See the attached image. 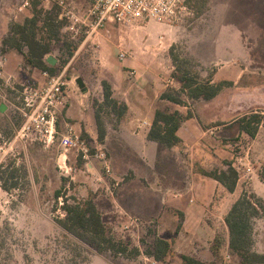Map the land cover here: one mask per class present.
<instances>
[{
	"label": "rangeland",
	"instance_id": "obj_1",
	"mask_svg": "<svg viewBox=\"0 0 264 264\" xmlns=\"http://www.w3.org/2000/svg\"><path fill=\"white\" fill-rule=\"evenodd\" d=\"M24 1L0 0V61H2L0 70L3 75L13 74L11 76H14L10 80L5 76L0 77V101H4L8 106L6 112L0 113V180L5 181L8 187L5 190L0 186V264H151L145 257L151 256L148 255V252L152 251L154 241L158 237L157 219L137 224L128 223L129 227H123L125 221L116 216L114 212L111 211L110 213L116 217L113 223L109 213L102 216L112 235L118 240L129 243V248L137 247L140 252L138 255L132 254V249L121 255H114L110 251L97 253L90 249H77L75 245L70 243L73 242V239L64 236L63 230L56 224V218L64 217V211L61 208L64 198L69 201H82L91 197L96 204L99 201L98 198L100 200L102 198L99 194L100 190L101 194L105 193L101 186H96L95 191H93L89 181L90 179L93 180L95 174L92 175L93 173L87 170L85 160L77 151L67 152L68 165L71 167L69 169L65 167L67 173H65L64 168L59 167L57 155L62 151V148L58 143V138L65 131L63 116L58 118L57 131L59 134L56 135V141L52 144L43 146L38 142L26 139L22 143H18L19 145L15 143L12 148H9L13 136L10 119L17 126L22 121V115L19 111L22 103L16 89L21 82H33L29 78L33 68L23 58L10 57L4 62L3 52L12 47L4 45L2 39L13 22H21L26 16L31 15V10L36 5L35 0H29L30 4L22 7ZM88 3L89 0H75L74 11L76 14L82 16ZM191 3L192 14L189 17L185 16L182 21L164 23L151 20L150 25L146 24L148 21L128 26L108 24L102 29V34L90 39H86L85 27L81 23L76 24V32L68 27V22H65L64 26L60 27L54 36L52 35L54 30L51 32L49 26H44L45 29L38 30V36H42L44 43L47 44L49 52L46 55H52L56 59L53 71H48V73H62L65 79H71L78 75L82 76L80 77L82 83L78 86L80 89L90 87L91 94H93L90 95V100L93 105V101L97 100V95L100 94L101 96L102 93V79L100 84H97L99 81V64L94 61L96 46L100 40L104 39V41L118 45L115 48L114 56L117 60H121L118 53L126 52L128 44L133 43L134 39L138 40L142 37L146 29L149 30L147 35H155L161 39L159 27H165L168 31L162 32L164 36L162 38L163 46L169 43L174 44L173 52L187 61V67L191 73L199 72L201 76L208 78L215 72L217 66L226 64L220 69L221 72L224 73V70L227 71V69L229 71V67H231L232 70L228 76L234 78L239 74L238 69L241 66L244 71L239 79V85L251 87L254 84H263L258 91L260 93L257 94L264 103V3L256 5L250 4L251 2L240 3L236 0H192ZM216 12H219L217 16ZM129 34L133 36H129ZM216 36L218 37L220 56L214 59L210 44L214 42ZM148 41H150L147 42L148 45H152L153 41L150 38ZM230 45L231 55L229 56V49L225 47ZM15 50L20 55V53H25L27 48L23 47V52ZM164 54L168 55V68L172 73L174 69L169 53L161 51V56ZM38 70L36 71L39 72ZM176 85L177 88L172 87ZM179 87L180 83L176 78L172 83L168 81L167 86H165L167 90L164 91L180 96L182 100L180 104H172V110L176 106L182 110L184 116L196 115L199 102H195L194 99L188 98L183 93L179 94ZM231 92L228 93L224 90L220 93L217 99L218 104L221 103L220 107L224 106L229 95H231L229 98L233 103H241L244 99L249 101L245 102L244 100L245 104L240 107L238 113L224 114L221 116L222 120L218 119L216 124L219 126L212 132L208 131L207 135L204 136L206 137L203 143L205 150L201 151L199 157L206 158L208 152L217 155L216 152L219 150L220 160H213L212 166L215 167L223 161L230 160L238 176L242 177V180L239 181L238 192L245 191L248 194L252 192L256 197L262 199L264 205V105H256V91L253 93L251 91L246 92L242 95L236 89H232ZM244 102L242 101V103ZM249 103H252V106L249 107ZM255 108L256 111L263 112L261 113L263 122L260 123L255 138L236 134L234 127L237 125L234 126L235 123L227 124L235 117H238L236 122H239L241 115H249ZM108 109L104 107V110H101L103 123L105 121L107 125L114 126L117 119L108 113ZM88 143L92 145L90 141ZM221 143L227 145L217 147ZM242 156L248 159V165L241 164ZM92 163L96 162L92 161ZM96 164L97 169L105 174L102 167L98 163ZM195 165V167H199L198 161L195 162ZM247 167L250 168L249 171ZM207 168L210 167L207 166ZM253 179L256 190L251 184ZM107 180L110 188H113V183L110 181L111 177L108 176ZM249 180L250 184H248ZM57 191L61 194L58 198L55 196ZM104 205V201H101V206L107 209L108 206ZM98 209L101 213L108 211L101 210L100 207ZM170 213L176 215L175 225L179 226L177 221L180 220L179 216L181 215L176 211H170ZM161 218H165L169 222V212H163ZM206 218L208 222L212 221L218 225L216 235L218 238H222L224 230L219 213L214 215L208 212ZM167 228L170 231L165 232L164 235L171 241V252L157 264H182L180 257L182 240H178V227L176 226L174 230V228H169L167 224ZM252 236L255 241L254 244L260 242L261 247L259 248L264 249V206L259 209L258 215L252 218ZM208 245L203 244L205 247ZM254 248L262 252L257 247ZM218 252L214 253L213 251V256L210 255L203 259L223 264H235L234 259L225 261L224 255L221 254L220 256ZM84 257H88L86 262L82 261Z\"/></svg>",
	"mask_w": 264,
	"mask_h": 264
},
{
	"label": "crops",
	"instance_id": "obj_2",
	"mask_svg": "<svg viewBox=\"0 0 264 264\" xmlns=\"http://www.w3.org/2000/svg\"><path fill=\"white\" fill-rule=\"evenodd\" d=\"M236 1L240 3L251 2L250 4L254 3L256 5L258 3H264V0ZM218 13L216 12V16ZM252 16L254 17L255 15ZM151 22L149 21L146 24L150 25ZM159 28L161 39H158V36L155 35H147L149 30L146 29L142 37L138 40L134 39L133 43L130 42L128 44V50H125L126 56L121 58V60H117L114 56L116 53L115 48L118 45L111 44L104 41V39L102 41L100 40V43L97 44L95 51L96 58L94 60L99 64V81L97 84H100L101 79L107 80L111 85L113 96L124 101L127 105L125 114L119 119L115 117L117 120L114 126H109L104 121L105 136L103 140L98 138L94 108L90 100V95H93L91 94V89L90 87L80 89L78 86L79 82L77 79H80L82 83V78H80L82 76L78 75L73 76L71 79H66V100L59 117L63 116L64 130L66 125L71 126L74 131L80 133L92 145L101 144L106 150L108 163L111 166L109 173L105 172L99 160L92 159L90 163H85L87 170L91 171L93 173L92 175L95 174L93 180L90 179L89 181V185H92L93 191H95L96 186L103 187L105 191V193L101 194L100 190L99 194L102 198L101 200L98 198L99 201L96 203L101 210L104 209L101 206V201H104V206H108L107 209H104L108 211H103L101 213L102 216L109 213V216H112L111 222L113 223L116 217H113L114 215H110V213L111 211L114 212L116 216L121 217L125 221L123 227H129L128 223L137 224L139 222L143 223L157 219V238L167 240H169L168 237L164 235L165 232L170 231L167 230V224L169 228H174V230L177 226L178 240H182V243H180V247L182 248L181 254H189L205 261L203 258L209 257L210 255L213 256L211 245L214 238L218 236L216 235L218 225L212 223V221L208 222L206 215L208 212L214 215H218L219 213L224 233L222 234L221 245L217 252L219 251L218 254L220 256L221 254L224 255L225 261L234 259L235 264H240V257L229 247V232L224 221V216L232 202L242 192H238L239 181L242 180V177L238 176L233 191L227 190L216 179L201 173L202 170L209 171L214 168H225V161L219 163V166H212L213 160H220L219 150L216 152L217 155L208 152L206 158H200L199 155L201 151L203 152L205 150L203 143L206 137L204 136L207 135L208 131L212 132L213 129L219 126L216 124L219 121L218 119H221V116L224 114L232 115L238 113L240 107H243L245 102L249 101L248 99L247 101L244 99L245 102L242 100L244 103L242 101L241 103H233L231 98H229L233 95V92H231L232 89L240 91L241 95L246 92L249 93L251 91L253 93L256 91V105H264L262 98L258 97L259 95L257 94L260 93L258 91L263 84H254L251 87L248 85L240 86L238 82L244 71L243 67L240 66V69H238L239 74L237 77L232 78L228 76V73L232 70L231 67H229V71L227 69L223 73L220 69L226 64L217 66L215 72L208 77L210 81L212 83H218L220 80L228 82L217 95L206 100L194 99L195 102H199L196 108V115L184 116L181 112L182 110L175 106L174 110L179 111L183 115V120L176 131L178 141L171 146H166L148 138L147 134L155 110L172 111V104H180L172 102L162 96L164 90H167L165 86H167L168 81L172 83L175 78L168 68V55L164 54L161 56V51L168 52V48L171 45L169 43L163 46L164 42L162 41V38H164L162 32H166L168 29L165 27ZM98 34H102V29ZM164 35L166 36V34ZM129 36L133 35L129 34ZM148 38L153 41L150 46L147 43L150 42ZM231 45L225 47L229 49V56L231 55ZM210 48L213 51L214 59H217L220 56L217 36L214 37V42L210 44ZM18 53L14 48L3 52L4 62L9 60L10 57L24 59V53H20V55ZM45 58H47V55H45ZM31 68L33 69L30 71L29 78L34 83L43 84L46 81V77L42 74L43 70L39 69V72H37L36 70L38 68ZM11 75L13 74H9L8 76L2 74V77L5 76L10 80L14 77ZM172 87L177 88L178 86ZM224 90L228 91V93L230 91L232 94L225 100L224 106L220 107L221 103L218 104L217 99ZM102 98V93L101 96L100 94L97 95L98 101H101ZM201 101L203 103H200ZM251 104L249 103L248 106L250 107ZM7 110L8 106L4 101H0V113L6 112ZM253 112L263 113L262 111H256V108ZM237 118H233L227 124L235 123L234 126L237 125L234 127L236 134L239 133L244 137L255 138L258 134L259 125L263 121L261 120L259 123L256 134L250 136L241 129L240 123L236 122ZM10 124L14 132L17 125L13 124L11 119ZM23 141L25 140H20L17 144ZM226 145V143H221L217 147ZM67 152L64 154L60 151L57 158L59 163L63 158H66V165L68 168H71L68 165ZM213 152L215 151L213 150ZM92 161L98 163L105 174H102L97 169V164L92 163ZM196 161H198L199 167H195ZM207 166L210 168H207ZM108 176L111 177L110 181L113 183V188L109 186ZM254 181L253 179L251 184L253 189L256 190ZM248 184H250V180ZM165 211L169 212V222L165 218H161ZM170 211H176L181 215L179 216L180 220L177 221V223L179 222V226L175 225L176 215L170 213ZM203 244H209L210 248L209 245L205 247ZM254 247H257L262 252L257 251ZM259 247H261L260 242L253 243L252 245L254 251L264 253V249ZM160 261L158 260V262Z\"/></svg>",
	"mask_w": 264,
	"mask_h": 264
},
{
	"label": "trees",
	"instance_id": "obj_3",
	"mask_svg": "<svg viewBox=\"0 0 264 264\" xmlns=\"http://www.w3.org/2000/svg\"><path fill=\"white\" fill-rule=\"evenodd\" d=\"M191 1L186 0L189 7H191ZM35 4V8L31 10V15L26 16L21 22L15 21L10 25L7 34L2 39V43L19 51L26 47L24 59L28 65L52 72L55 64H48L45 58V55L49 52L47 44L44 43L42 36H38V30L44 28V26H49L51 32L54 30L52 34L54 36L58 29L64 26L65 21L58 17V10L54 7L50 10H43L39 7L38 0H35ZM174 46V44L170 45L168 53L174 69L171 74L180 83L179 94L183 93L191 99L206 100L217 95L222 87L228 83L226 81L212 83L209 78H204L199 72L191 73V70L187 67V61L173 52ZM77 81L81 84L80 79H77ZM101 86L103 98L101 101L94 100L93 107L98 138L103 140L105 125L101 117V110H104V107L109 108L108 113L119 119L127 111V105L124 101L113 96L111 85L107 80L102 79ZM162 96L175 103L182 102L180 96H175L169 91H164ZM182 120L183 116L177 110L156 109L148 130V138L166 146L175 144L178 141L176 131ZM261 120L260 113L252 112L249 115L241 116L239 123L244 132L254 136ZM224 164L226 166L224 169L202 170L201 173L216 179L227 190L233 191L238 174L231 161H225ZM0 186L5 190L8 189L6 182L3 180H0ZM55 196L57 198L60 197V192L57 191ZM263 206V201L260 197H256L252 192L248 194L243 191L232 202L224 216L229 232L228 244L240 257V264L264 263V253H259L252 249L254 243L252 218L258 215L259 209L263 208ZM61 208L64 211V217L56 218L55 222L63 230L64 236H69L73 239V242L71 241L70 243L75 245L77 249H90L97 253L110 251L114 255L126 254L130 249H132V254L134 255L140 253L137 247L129 248V243L118 240L112 235L91 197L82 201H69L64 198ZM221 240L218 236L214 238L211 245V250L214 253L220 247ZM170 252L171 242L164 238H156L153 249L148 252V255L153 256L157 260H163ZM78 254H80V251H78ZM180 257L182 264H222L214 261H203L189 254H181ZM86 260H88V257H84L82 261L86 262Z\"/></svg>",
	"mask_w": 264,
	"mask_h": 264
},
{
	"label": "built area",
	"instance_id": "obj_4",
	"mask_svg": "<svg viewBox=\"0 0 264 264\" xmlns=\"http://www.w3.org/2000/svg\"><path fill=\"white\" fill-rule=\"evenodd\" d=\"M38 1L39 7L43 10H50L53 7L57 9L58 17L68 22L70 29L77 32L76 24L81 23L85 27L86 39L95 37L109 23L120 26L151 20L170 23L182 21L185 16L189 17L192 14V9L187 5L186 0H89L82 16L74 11L75 0ZM28 4H30L29 0H25L22 7ZM125 56L126 52L119 53L120 58ZM42 74L46 77L43 84L25 82L16 89L22 103L19 108L22 121L14 129L9 148H12V145L18 141L26 139L43 146L56 141L55 137L59 134L57 121L66 100L67 80L62 73L49 74L48 71L43 70ZM0 77H2L1 70ZM58 143L64 154L71 150L77 151L85 163L88 164L92 159H96L101 162L105 172L111 171L105 148L101 144L90 145L71 126L66 125L65 131L58 138ZM241 160V164H249L247 158L243 157ZM59 167L64 168L67 173L66 158L61 160ZM247 170L249 171L250 168L247 167ZM145 259L151 264L158 263L153 256H146Z\"/></svg>",
	"mask_w": 264,
	"mask_h": 264
},
{
	"label": "water",
	"instance_id": "obj_5",
	"mask_svg": "<svg viewBox=\"0 0 264 264\" xmlns=\"http://www.w3.org/2000/svg\"><path fill=\"white\" fill-rule=\"evenodd\" d=\"M46 60L51 65L55 64V62H56V59L52 55H48L47 58H46Z\"/></svg>",
	"mask_w": 264,
	"mask_h": 264
}]
</instances>
